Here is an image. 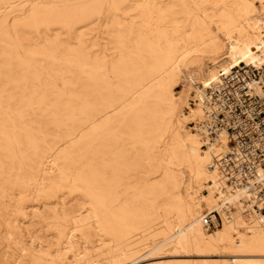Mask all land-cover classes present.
<instances>
[{
  "label": "rangeland",
  "instance_id": "rangeland-1",
  "mask_svg": "<svg viewBox=\"0 0 264 264\" xmlns=\"http://www.w3.org/2000/svg\"><path fill=\"white\" fill-rule=\"evenodd\" d=\"M255 1L0 0V264H264L251 189L201 224L204 181L223 186L191 128L203 84L181 100L218 79L221 21Z\"/></svg>",
  "mask_w": 264,
  "mask_h": 264
},
{
  "label": "built area",
  "instance_id": "built-area-1",
  "mask_svg": "<svg viewBox=\"0 0 264 264\" xmlns=\"http://www.w3.org/2000/svg\"><path fill=\"white\" fill-rule=\"evenodd\" d=\"M202 107L199 124L208 138L225 130L230 140L229 151L220 160L221 171L232 183L250 179L255 194L252 207L264 211V180L254 181L255 171L264 166V64L238 65L221 74L220 81L207 89ZM202 222L214 227L221 218L214 211Z\"/></svg>",
  "mask_w": 264,
  "mask_h": 264
},
{
  "label": "bare ground",
  "instance_id": "bare-ground-1",
  "mask_svg": "<svg viewBox=\"0 0 264 264\" xmlns=\"http://www.w3.org/2000/svg\"><path fill=\"white\" fill-rule=\"evenodd\" d=\"M239 1V0H238ZM227 2V1H226ZM113 3V1H112ZM248 3V2H246ZM241 4V3H240ZM238 4V5H240ZM237 5V4H236ZM245 5V4H244ZM242 6V4H241ZM250 7V6H249ZM254 8L246 9L244 11H240L235 9L234 10V18L233 20L228 19L227 16L222 19V23L219 30H217L218 36L220 37V40L222 39L225 44V51L223 53L224 58L221 59L223 61V65L221 67V70L223 72H220L218 75V79L211 84V80H208V77L200 76L197 77L193 76V78L190 79L191 82L187 84V92L183 96L182 103L186 101L188 98V92L189 88H192L194 85V82L200 81L203 86L200 85L198 89L194 93V105L198 107L199 114L198 116L194 117L192 121L191 128L195 129L196 131L200 132L199 135L203 136V140L205 143L204 145L207 146V155L209 156V160L206 164L203 165V174L206 177L215 178L219 182H222L223 188L218 184L215 183V181L212 180H205L204 181V188L205 191H209V193L212 194V200L211 202V210H205L207 212V215L214 213V211L223 209L224 206L222 205L221 196L222 193L225 191L227 193V196L224 197L225 203H231L234 200L236 201H242L244 197H251V190H253L252 187V181L248 179L246 182H242L241 180L237 179L235 183L229 182L226 175L221 171L220 169V160L223 158L225 153L229 151V139L228 135L225 130L218 131L215 136L212 137L210 140L207 136V132L202 128V126L199 124V122L203 119L204 114V108L202 107V99L204 95L206 94V91L209 87L214 85L215 83L220 81V75L223 73H228V71L237 65H239L240 62H244L246 65H256L261 66V64H264V61L260 62L261 58L264 57V0H256L255 4L253 5ZM237 8V7H236ZM226 15V14H225ZM206 20V19H205ZM208 26L209 24L212 25L213 23L207 19ZM244 29L245 33L244 35H248V32H250L251 29H255L258 31H262V36L257 37L255 40L250 41L246 38H242L240 36V31ZM215 31V30H213ZM215 34V33H214ZM250 37V36H249ZM216 38V37H215ZM218 38V37H217ZM192 45V44H191ZM198 45V44H197ZM215 47V46H214ZM223 47V46H222ZM192 48V47H191ZM221 49V48H219ZM190 50V49H189ZM192 50V49H191ZM183 51V50H181ZM182 53V52H181ZM192 53V51H191ZM220 53V52H219ZM261 53V54H260ZM188 54V52L186 53ZM173 55V54H172ZM183 55V54H182ZM181 55V56H182ZM168 57V56H167ZM184 57V56H183ZM173 58V57H171ZM186 58V56H185ZM208 58V57H207ZM175 59V58H173ZM180 59H183L180 57ZM179 59V61H180ZM208 60V59H207ZM166 61V60H165ZM171 61V60H170ZM175 62V61H174ZM208 62V61H207ZM201 64V63H200ZM210 64V63H209ZM215 64V63H214ZM222 64V63H221ZM243 65V64H240ZM175 66V65H174ZM185 67V65H184ZM196 68V67H195ZM215 68V67H214ZM203 69V68H202ZM208 69V68H207ZM176 70H179L178 68ZM214 70V69H213ZM165 71V70H164ZM171 73V72H170ZM202 73V72H200ZM207 73V72H206ZM163 74V72H162ZM213 74V73H212ZM176 75V74H175ZM201 75V74H200ZM210 75V74H209ZM185 77V76H184ZM167 79V77H166ZM212 79V78H211ZM214 79V78H213ZM173 80V79H172ZM211 84V85H210ZM198 86V85H197ZM191 90V89H190ZM194 90V89H193ZM194 92V91H193ZM193 100V99H192ZM180 101V100H179ZM181 104V103H180ZM172 106V105H171ZM188 106V105H187ZM165 107H168L165 105ZM180 107V105H179ZM169 108V107H168ZM182 108V107H181ZM195 113V112H194ZM168 115V114H167ZM171 116V115H170ZM175 119V118H174ZM163 120H165L163 118ZM174 121V120H173ZM174 123V122H173ZM191 133V132H190ZM181 134V133H180ZM194 135V134H193ZM191 138V137H190ZM194 139V138H193ZM198 143H201L199 140H195ZM187 148V147H186ZM188 152V151H187ZM189 153V152H188ZM202 153V152H201ZM171 157V156H170ZM191 157V156H190ZM203 157V156H201ZM194 158V157H193ZM199 158V157H198ZM205 158V157H204ZM190 159V158H189ZM43 167H46L48 170L53 171L56 170L57 162L55 161V157L50 154L46 153L43 156L42 159ZM195 162V161H194ZM193 162V163H194ZM42 167V168H43ZM186 170V169H185ZM182 173V172H181ZM195 174V173H194ZM185 176V175H184ZM185 178V177H184ZM196 179V178H195ZM192 180V179H191ZM264 180V166L263 168H257L255 171L254 181L260 182ZM182 182V181H181ZM193 182V181H192ZM191 185V184H190ZM227 185V186H225ZM191 188V186H190ZM251 189V190H250ZM192 190V188H191ZM224 190V191H223ZM253 195V194H252ZM254 198V197H252ZM254 200V199H253ZM248 201V200H247ZM243 202V201H242ZM243 204V203H242ZM245 204V203H244ZM243 204V205H244ZM248 205V204H247ZM252 205V204H251ZM233 206V205H232ZM235 206V205H234ZM245 206V205H244ZM258 206V205H257ZM260 206V205H259ZM198 207V205H197ZM237 207V206H236ZM249 207V206H248ZM239 208V207H238ZM242 208V207H241ZM244 208V207H243ZM254 208V207H253ZM246 209V208H245ZM255 210V209H254ZM228 211V210H227ZM241 211V210H239ZM243 211V210H242ZM241 211V212H242ZM247 211V210H246ZM237 212V211H236ZM254 212V211H253ZM258 212V211H257ZM264 212V211H262ZM245 213V212H244ZM243 213V214H244ZM249 213V210H248ZM252 213V212H251ZM255 213V212H254ZM235 214V213H234ZM240 214V213H239ZM230 215V213L228 214ZM249 215V214H247ZM256 215V214H255ZM205 216V215H204ZM203 216V217H204ZM227 216V215H226ZM237 216V215H236ZM245 216V215H244ZM259 216V215H258ZM200 217V216H199ZM213 218V216H211ZM248 217V216H247ZM250 217V216H249ZM192 218V217H191ZM252 218V217H251ZM263 218V217H261ZM233 219V218H232ZM231 219V220H232ZM236 219V218H235ZM255 219V218H253ZM260 219V218H259ZM192 220V219H191ZM243 220V219H242ZM241 220V221H242ZM251 220V219H250ZM256 220V219H255ZM203 218L201 220V224H203ZM224 221V220H223ZM237 221V220H236ZM252 221V220H251ZM244 222V221H243ZM189 223V222H188ZM236 223V222H235ZM240 223V221H239ZM242 223V222H241ZM254 223V222H253ZM256 223V222H255ZM245 224V222H244ZM251 224V222H250ZM237 225V224H236ZM254 225V224H253ZM262 225V223H261ZM206 226V225H204ZM243 226V225H242ZM264 226V225H263ZM207 227V226H206ZM236 227V226H235ZM241 227V224H240ZM248 227V226H247ZM251 227V226H250ZM258 227H260L258 225ZM232 228V227H231ZM259 229V228H257ZM264 229V228H262ZM248 230V228H247ZM251 230V229H250ZM261 230V229H259ZM246 231V230H245ZM253 231V230H252ZM257 231V230H256ZM244 232V231H243ZM258 232V231H257ZM255 233V232H254ZM207 235V234H206ZM205 235V236H206ZM213 237V236H212ZM226 237V236H225ZM215 238V237H213ZM213 238H211L213 240ZM246 239V238H245ZM224 240V239H223ZM243 240V239H242ZM214 242L216 240H213ZM221 241V240H220ZM261 241V239H260ZM217 243V242H215ZM230 243V242H229ZM248 244V243H246ZM250 244V243H249ZM218 245V244H217ZM205 246V245H204ZM230 247V246H229ZM263 247V246H261ZM231 248V247H230ZM228 249V248H227ZM233 249V248H232ZM223 250V249H222ZM261 255V254H260ZM263 255V254H262ZM252 256V255H251ZM168 260V259H166ZM249 262V261H248ZM208 263V262H207ZM254 264V262H250ZM249 263V264H250ZM256 263V262H255ZM161 264H164L161 262ZM165 264H170L166 262ZM203 264H206V262H203ZM241 264V263H240Z\"/></svg>",
  "mask_w": 264,
  "mask_h": 264
}]
</instances>
